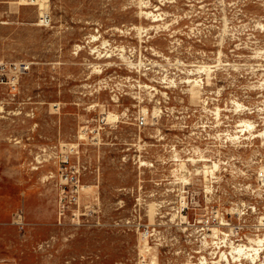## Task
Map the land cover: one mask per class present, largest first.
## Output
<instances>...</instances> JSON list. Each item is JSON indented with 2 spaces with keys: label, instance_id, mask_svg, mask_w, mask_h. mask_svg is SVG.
I'll use <instances>...</instances> for the list:
<instances>
[{
  "label": "rangeland",
  "instance_id": "1",
  "mask_svg": "<svg viewBox=\"0 0 264 264\" xmlns=\"http://www.w3.org/2000/svg\"><path fill=\"white\" fill-rule=\"evenodd\" d=\"M17 2L0 264H264V0Z\"/></svg>",
  "mask_w": 264,
  "mask_h": 264
},
{
  "label": "built area",
  "instance_id": "2",
  "mask_svg": "<svg viewBox=\"0 0 264 264\" xmlns=\"http://www.w3.org/2000/svg\"><path fill=\"white\" fill-rule=\"evenodd\" d=\"M20 6L39 7L40 17L38 26L49 28L52 15L49 8L50 0H18ZM32 64L29 62L0 61V108L12 104L19 96L21 80L30 73ZM145 117L138 119V127L145 126ZM74 180V178H71Z\"/></svg>",
  "mask_w": 264,
  "mask_h": 264
},
{
  "label": "bare ground",
  "instance_id": "3",
  "mask_svg": "<svg viewBox=\"0 0 264 264\" xmlns=\"http://www.w3.org/2000/svg\"><path fill=\"white\" fill-rule=\"evenodd\" d=\"M149 15V14H148ZM3 111V108H1L0 109V112H2ZM112 116H110L109 118H111ZM115 118V117H114ZM112 119V118H111ZM246 126L247 127H249V128H251L252 127V124H251V122H249V123H246ZM251 241V240H250ZM264 248V239L262 238V239H256V240H252L251 241V244L250 245H246V246H238V247H234V248H232L233 249V252H232V254L234 255V254H241L243 251H245L246 253H248V252H254V253H256V256H257V258L258 257H260V251H262V249ZM226 255L225 254H223V256H222V258H226L225 257ZM250 256V255H249ZM251 256H252V254H251ZM253 256H255V254H253ZM252 256V257H253ZM256 260V258H254L253 257V261H255Z\"/></svg>",
  "mask_w": 264,
  "mask_h": 264
}]
</instances>
